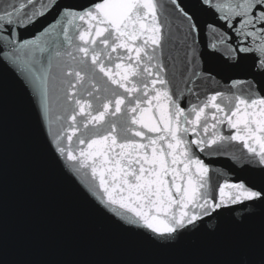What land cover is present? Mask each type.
Instances as JSON below:
<instances>
[{"label":"snow or ice","instance_id":"1","mask_svg":"<svg viewBox=\"0 0 264 264\" xmlns=\"http://www.w3.org/2000/svg\"><path fill=\"white\" fill-rule=\"evenodd\" d=\"M9 87L122 233L244 244L259 219L234 264H264V0H0Z\"/></svg>","mask_w":264,"mask_h":264},{"label":"water","instance_id":"2","mask_svg":"<svg viewBox=\"0 0 264 264\" xmlns=\"http://www.w3.org/2000/svg\"><path fill=\"white\" fill-rule=\"evenodd\" d=\"M259 219L244 244L230 229L215 240L158 250L97 213L49 154L31 114L24 121L9 87L0 105V261L3 264H234L258 242Z\"/></svg>","mask_w":264,"mask_h":264}]
</instances>
